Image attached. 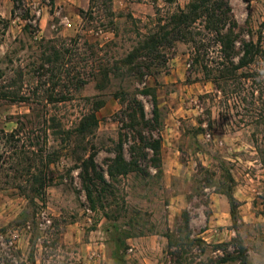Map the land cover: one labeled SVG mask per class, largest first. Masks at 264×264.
Wrapping results in <instances>:
<instances>
[{
	"label": "rangeland",
	"instance_id": "1",
	"mask_svg": "<svg viewBox=\"0 0 264 264\" xmlns=\"http://www.w3.org/2000/svg\"><path fill=\"white\" fill-rule=\"evenodd\" d=\"M171 1L23 0L15 5L0 0V85L7 87L16 79L20 87L23 74V92L31 100L13 104L0 99V131L12 133L23 124L19 147L30 153V159L34 160L33 151L58 154L49 173L40 158L36 164L32 160V173L47 172L49 186L43 203H32L18 186L28 188L36 182L11 181L16 163L10 148L15 143L0 135L1 264L15 260L18 250L26 264H119L118 238L127 244L119 254L125 264H174L171 253L176 250H170L169 237H179L186 212L191 241L200 243L185 248L184 264H220L226 254L217 247L235 240L243 243L251 264H264V94L260 99L259 92L248 88L252 82H243L247 88L240 95L237 92L242 88L233 82L219 91L201 71H191V45L178 43L168 50L167 67L147 80L158 100L163 175L156 177V171L142 163L151 176L133 173L118 178L112 183L111 206L96 212L83 192L78 159L95 150L98 165L107 171L108 161L115 158L120 134H127L119 122L124 109L114 97L119 86L101 90L90 80L76 89L67 83L56 93H68L70 100L56 105L48 104L42 91L39 100L34 96L43 53L51 54L53 47L69 51L68 60L73 61L69 70L75 67L87 80L91 68L85 43L104 45L114 40L118 48L112 54L121 57L136 46L135 26L140 21L142 29L150 27L158 10L165 15L195 0ZM226 1L241 39L261 43L264 49V0ZM78 35L79 44L71 45L70 40ZM253 69H263L262 63ZM134 88L142 91L144 86ZM139 100L152 119L151 98L139 96ZM98 106H102L97 113L99 125L84 140L75 135L71 140L56 137L45 125L46 118L57 117L63 129L75 131L82 117ZM131 145L130 141L125 146L128 161ZM226 193L236 199V216ZM180 244L190 243L184 239ZM227 250L234 254L236 248Z\"/></svg>",
	"mask_w": 264,
	"mask_h": 264
},
{
	"label": "trees",
	"instance_id": "2",
	"mask_svg": "<svg viewBox=\"0 0 264 264\" xmlns=\"http://www.w3.org/2000/svg\"><path fill=\"white\" fill-rule=\"evenodd\" d=\"M11 1L15 5L23 3V0ZM171 2L170 0L168 4ZM111 16H115L113 11H111ZM131 19L134 21L133 17ZM151 21L150 27H143L146 33L142 31L143 29L139 25L142 21L135 26L137 27L136 46L121 57H116L115 53L112 54L113 50L118 48V44L114 40L104 45L85 43L90 51L87 64L91 68V73L86 75L87 80L77 73L75 67V70H69V65L73 62L72 59L68 60L70 52L58 51L56 47L51 48V54L43 53V65L38 69L40 82L34 91V96L39 100L42 91L45 94L43 99H46L51 105L64 104L70 100L68 93H56L57 88L62 85L66 86L67 83L72 84L76 89L87 86L90 80L97 82L98 88L101 90L119 86L114 97L121 102L124 109L122 111L124 119L119 122L122 124V131L127 134H120L115 158L108 161L107 171L98 165V155L95 150L90 155L78 159L82 189L90 209L94 212L99 209L106 211V206H111L108 201L115 197V188L112 183L116 182L118 178L128 177L133 173H140L145 177L151 176L142 168V163L154 169L156 177L161 178L163 175L161 159L163 138L158 100L154 90L147 87V80L161 74L162 70L167 67L169 62L167 51L173 50L176 44L184 43L192 46L191 71H201L205 79L212 82L219 91L224 85L229 87L230 83L233 82L234 85L242 88L237 92V95H240L247 88V84L243 82H252L248 88H251L253 92H259L260 99L263 98L264 49L261 43L255 44L252 41L247 42L241 39L240 28L226 0H195L185 9L168 10L165 15H163L162 10H158L156 18L151 19ZM80 41L81 37L78 35L75 39L70 40V44L78 45ZM49 44L52 43L49 41ZM238 45L240 46L238 47ZM260 62L263 69L254 70L253 67ZM48 75L49 78L43 81L42 79ZM23 77V74H20V87L16 79L11 81L7 87L0 85V99L10 100L13 104L29 103L30 98L26 97L23 92ZM127 84L128 87L125 86ZM137 84L144 86V89L142 91L136 88L131 90ZM139 96L151 98L154 108L152 119H148L145 106L139 100ZM253 96L255 95L253 94ZM101 107H96L90 114L82 117L75 131L63 129L62 125L58 123L57 117L46 118L45 125L48 126V131L54 132L56 137L64 136L66 137L65 140H71L75 135L84 140L87 136L93 135L97 129L99 125L97 113ZM20 125L12 133L0 131L3 140L15 143L10 148L13 151L12 160H15L16 163V170L11 181L13 183L21 179H27L29 182L35 181L36 183L32 187L26 188L19 185L18 190L32 203L36 200L42 202L47 197L49 188L47 172H52V165L56 162L54 158L58 154L55 153L50 156L44 155L45 150H41L40 153L33 151L31 154L34 160L30 159V153L24 152L19 147L24 129V125ZM48 131L45 130L46 135ZM130 141L132 143L129 147L131 159L128 161L125 156V146ZM38 158L42 163H45L44 169L47 172L39 171L38 175H34L31 167L32 160L36 164ZM226 196L233 208L234 216H236V199L231 193H226ZM183 219L184 226L178 232L179 237L176 240L169 237L170 250H176L171 253L174 264H184V256L188 255L185 248L192 249L194 245L200 243V241H191V220L187 212ZM119 232L120 229L116 228V233ZM129 238L131 237H126V239ZM184 239L190 244H180V241H184ZM115 245L117 262L125 264L124 258L119 254L122 248L126 249V241L118 238ZM230 246L236 248L234 254L228 253L227 247ZM217 249L226 254L220 264H251L249 254L240 240H235L230 245H221ZM16 253V261L6 259L4 264H26L21 262L22 252L18 250ZM32 264L36 263L33 262Z\"/></svg>",
	"mask_w": 264,
	"mask_h": 264
},
{
	"label": "crops",
	"instance_id": "3",
	"mask_svg": "<svg viewBox=\"0 0 264 264\" xmlns=\"http://www.w3.org/2000/svg\"><path fill=\"white\" fill-rule=\"evenodd\" d=\"M151 13V11L150 12H148V14H150Z\"/></svg>",
	"mask_w": 264,
	"mask_h": 264
}]
</instances>
